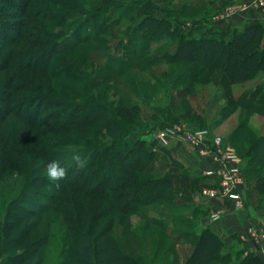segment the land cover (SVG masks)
<instances>
[{"label":"rangeland","instance_id":"obj_1","mask_svg":"<svg viewBox=\"0 0 264 264\" xmlns=\"http://www.w3.org/2000/svg\"><path fill=\"white\" fill-rule=\"evenodd\" d=\"M173 1L175 7L172 0H165L162 5L153 0H0V264H14L11 257L21 254L34 240L20 241L15 237L18 232H32L39 237V226L49 223L44 264H69L74 252L73 236L86 232L94 240L104 230L126 253L141 256L145 264H182L188 258V249L194 250V235L204 229L216 234L215 224L230 213L245 209L246 201L264 208V189L258 184V178L264 177V147L253 149L261 164L252 163L248 156L252 146L264 137V113L240 106L252 97L257 106L264 107V68L243 83L228 77L224 80L220 72L204 84L199 62H171L170 56L178 51L181 42L199 38V30L209 19L195 15L194 3ZM147 15L166 23L148 22L142 26ZM164 29L169 32L164 33ZM102 30L105 33L95 39L103 44L93 41L85 46L95 49V60L81 61L78 74L69 77L71 80H53L61 71L63 74L70 70L64 64L71 62L73 52L59 51L72 45L73 33L78 31L82 38ZM150 31L161 35L153 37ZM124 47L126 56L121 50ZM260 48L264 51V40ZM8 49L22 57L7 59L3 52ZM45 50L50 57L57 54L51 65L37 67L45 60L38 56ZM134 50L144 55L143 59L128 63L127 55ZM108 55L127 63L128 67L120 66L124 74L115 71L108 75L105 69L102 72L104 65H112ZM137 62L139 65L133 66ZM191 76L196 80H191ZM91 102L94 106L88 108ZM40 105L49 111L37 116V130L24 132L13 117L18 107H24L28 114ZM87 114L91 115L90 120H96L95 125L82 123ZM76 117L79 124L61 134ZM109 121L113 136L101 127ZM175 125L208 130L222 140L226 150L239 156L244 177L242 208L203 194L206 188H217L218 181L206 176L212 164L202 159L197 150L176 140L166 147L159 144V133ZM40 133H51L52 140L64 137L66 143L83 149L89 157L83 169L71 168L74 174L65 182L60 181V187L29 174L30 151ZM70 146L61 148L56 159L67 161ZM101 146H106L109 153H104ZM124 150L129 151L127 155ZM132 165L146 167L144 170L153 174L125 175V167ZM254 166L259 173L251 172ZM44 175L47 177L40 173V177ZM165 178L169 181L162 188L151 184L152 180ZM125 182L127 186H123ZM42 195L50 196L49 200ZM217 211L223 217L214 221L211 217ZM241 214L245 217L247 213ZM18 217L22 220L18 225L9 224ZM251 229L259 235L264 234V228L254 224L248 232L264 261L261 241ZM243 239L237 235L227 244L220 238L219 253L209 264L249 262L255 253L244 245ZM17 242H22L23 247H18ZM99 245V264H111L104 238Z\"/></svg>","mask_w":264,"mask_h":264},{"label":"trees","instance_id":"obj_2","mask_svg":"<svg viewBox=\"0 0 264 264\" xmlns=\"http://www.w3.org/2000/svg\"><path fill=\"white\" fill-rule=\"evenodd\" d=\"M157 21L162 24L166 23V20L164 19H158L151 15H147L143 18V21L141 23L142 26L145 25V23L151 22L152 24L157 23ZM168 33L169 30L165 31L164 33ZM105 33V30L100 31L98 34H95L94 36H84L80 37L78 31H75L74 38L76 43H72V45H69L68 47L62 49V51H59V54H63L67 51L73 52V57L71 62H67L64 65H66L70 70L64 71L66 73V76L62 73L57 74L53 76L54 79H64L71 80L72 75L78 74L77 71L79 69V63L83 61V63L88 62L90 59L93 62L95 60V49L94 48H88L86 49V45L93 42L94 43H100L103 44V41H99L95 39L97 35H103ZM150 35L153 37L159 38L161 34L155 33L150 31ZM163 34V33H162ZM264 40V33L263 28L260 24L254 23L251 25H248L243 31L239 33H235L232 35L231 39L229 41L225 40V35H217L214 37H207V36H201L199 38L197 37H191L187 38L184 41L181 42L179 45L178 51L170 56L171 62L176 61H187L190 60L192 62H199L201 64V67L199 69V72H203V79L202 83L207 84L210 81V77L214 75L216 72H223L228 78L231 79V81L236 83H243L245 81H249L253 79L257 73H259L264 68V51L261 50V44ZM50 46V45H49ZM48 46V47H49ZM47 47V48H48ZM107 48H109V44L107 45ZM83 50H88V53H82ZM99 49H97L98 51ZM124 56L127 54V47H124L123 49ZM45 52V53H44ZM46 52L48 50L43 51L38 56H42L45 58V60L37 67L47 66L51 65L55 55L57 52L54 53V56L50 57ZM3 54L7 59H11L12 61H15L16 59H20L22 56H20L19 53L16 51H12L11 49H8V51H4ZM168 55V54H166ZM165 55V57H166ZM144 55H139L138 52L131 51L129 52V55H127L128 63L129 60L133 59L140 60L143 59ZM92 57V58H91ZM164 57V58H165ZM121 59H124L123 56L120 57ZM107 60H112V65L108 67L107 65H104V68L102 67V72H104V69L106 70V74L111 75L115 71L118 73L124 74V69H122L120 66H126L127 63L122 61H118L117 57H111L108 55ZM129 64L131 66L132 64ZM137 62V63H138ZM139 65L138 64H133ZM107 66V68H105ZM128 67V65H127ZM126 67V69H127ZM120 68V69H119ZM197 68V67H196ZM119 70V71H118ZM120 74V75H121ZM69 78V79H68ZM191 80L195 81L197 77L191 76ZM74 80V79H73ZM71 90L77 92L75 88L68 86ZM93 88V86L91 87ZM80 92V91H79ZM71 94V93H70ZM76 94V93H73ZM79 95V96H78ZM77 96L80 97V93ZM243 97L239 100L242 101ZM246 100L245 105H240L241 107H244L246 109H249L251 111H254L256 113H264V107L263 106H257L252 97H249ZM66 103H64L61 107L65 108ZM94 105L91 104L87 105L88 108H93ZM45 109L40 106H35L30 109L29 113L26 114L24 111V107H18L15 118L19 120V123L21 124V127L27 129L28 131H34L38 129L37 116H41L43 112H48L49 109ZM12 109H9V111ZM79 110V109H77ZM81 111V110H80ZM117 111H119L117 109ZM117 111L113 112L116 113ZM11 112V111H10ZM110 112V111H109ZM77 114L79 112H76ZM77 116V115H76ZM86 117V118H85ZM82 119L85 124H90L89 126L95 125L96 121L90 120L89 118L91 115L87 114ZM15 121V119H13ZM35 121L31 122V121ZM91 121V122H90ZM111 121L108 123L101 125L104 129L108 130V133L110 132V135L113 136V133L110 131V125ZM79 124V121L77 117L72 121V124L70 126L65 127L60 133L65 134L66 132H70L75 128V126ZM87 126V125H86ZM65 130V131H64ZM51 133H40L38 135V138L36 139V144L34 149L30 151V171L29 174L31 177L35 176V179H43L45 182L49 185L55 186L52 182H50L47 177H40V173H44L45 165L53 160L56 159L61 153V148H65L70 146V143H66V140L63 138L54 139L52 140L50 138ZM72 145V144H71ZM264 147V137L260 138L253 146H252V152H248V156L252 158L253 162L257 165L261 164L260 161L256 158V150H253L254 147ZM104 150V153H109V149L106 148V146H101ZM126 148V147H124ZM124 154L127 155V150L122 151ZM121 152L117 153V156H119ZM148 156V154H146ZM247 155V154H246ZM107 160L110 159L109 156H106ZM21 158V157H19ZM21 160L25 161V159L21 158ZM102 162V160H100ZM111 162V161H110ZM142 163L140 160H134V163ZM105 163H108L105 161ZM255 165V164H254ZM255 167V166H254ZM256 168V167H255ZM252 168L251 172L254 174L259 173L258 169ZM144 169L146 167H134L132 165L131 167H125V175L129 174L132 176L135 173L141 174V175H148L153 173L146 172ZM72 171L68 172V176H71L74 174L75 170L71 169ZM65 182V180H62ZM169 180L165 179H158V180H152L151 184L154 185L156 188H162V186L167 185ZM258 184L261 185V188L264 189V177L258 178ZM123 186H127V183H123ZM151 186V185H150ZM263 186V187H262ZM60 187V186H59ZM140 189V188H139ZM141 191V189H140ZM42 198H46L49 200L50 196L48 195H42ZM56 200V201H55ZM54 201L57 202V199L54 198ZM32 204V203H31ZM36 204H41L37 203ZM43 204V203H42ZM130 203H128L126 206H128ZM41 206V205H40ZM43 206V205H42ZM27 212V211H26ZM22 216H20L21 218ZM18 217V220L14 219L12 223L9 222L10 225H18V222L22 221ZM94 222V221H92ZM50 224V223H49ZM49 224H47L46 227H40L39 226V237H35L32 232L27 235L25 231H20L15 235V237H19L21 240H27L29 238H34V240L25 247L24 251L19 255H14L15 257H11L12 262L14 264H44L46 261L47 251H46V240L49 238ZM38 226V225H36ZM95 229H92V231ZM22 236H25L21 239ZM195 241L193 243L194 250L192 254L186 259V261L183 264H209V260L219 253L218 246L221 242L220 238L213 232L211 229H204L200 234L195 236ZM104 238L105 242L108 246L109 251V260L111 264H145L144 259L141 256H137L134 253H126L120 246L119 243L116 241L115 238L110 237V234H106L105 230L100 231L98 233V236L93 240L90 233L83 232L79 236H73L71 239L73 244L74 252L72 253L70 263L69 264H99L100 257H99V249L102 250L101 246L99 245L100 240ZM6 239V238H5ZM17 244H19L17 242ZM23 247V243L21 242L18 247ZM100 246V247H99ZM27 257L21 261L18 259ZM246 264H264V261L260 258L258 255H252L250 258V261Z\"/></svg>","mask_w":264,"mask_h":264},{"label":"crops","instance_id":"obj_3","mask_svg":"<svg viewBox=\"0 0 264 264\" xmlns=\"http://www.w3.org/2000/svg\"><path fill=\"white\" fill-rule=\"evenodd\" d=\"M153 1L162 5L165 0ZM188 2L189 4L194 3L195 7H197L195 15L197 14L199 18L203 16L209 18L204 23L203 29L199 30V37L202 35L214 37L223 34L225 35V40L229 41L233 34L243 31L248 25L254 23L260 24L264 30V9L257 7L255 0H188ZM198 2L201 3L196 6ZM239 4L245 5L246 8L235 15L227 17L230 7ZM172 5L174 6L173 0ZM174 7L173 10H175ZM191 24L192 23H190L189 26H192ZM194 28L196 29L198 27L194 26ZM261 71H263V69ZM219 73V71L214 73V75H212V80L215 76H218ZM220 75L226 80L227 76L225 74L223 75V73H220ZM245 209H241V211L237 213H230L225 219L217 222L214 226V231L227 244L233 240L234 236L239 235L241 238L244 237V245L248 246V248L251 247L256 255L261 256L259 246L256 244L255 240L249 237L248 232L250 226L254 224L258 225L260 228H264V208L261 209L257 206H253L246 201ZM242 212L243 214L247 213L245 217L244 215L242 217ZM187 252L189 253L187 257H189L193 251L188 249Z\"/></svg>","mask_w":264,"mask_h":264},{"label":"built area","instance_id":"obj_4","mask_svg":"<svg viewBox=\"0 0 264 264\" xmlns=\"http://www.w3.org/2000/svg\"><path fill=\"white\" fill-rule=\"evenodd\" d=\"M255 4L257 7L264 8V0H255ZM245 8L241 4L234 5L230 7L227 17L235 15ZM157 140L162 147H166L171 141L176 140L197 150L202 159H207L212 164L211 169L205 173L206 176H214L218 181L217 188H206L203 194L214 199L220 198L224 203L232 204L238 209L243 207L244 177L241 159L233 151L226 150L220 138H214L208 130H195L185 125H175L163 129ZM222 215V212L217 211L211 218L214 221H219L222 219ZM251 231L252 235L261 241L264 259V234L257 235L259 232L255 229H251Z\"/></svg>","mask_w":264,"mask_h":264},{"label":"clouds","instance_id":"obj_5","mask_svg":"<svg viewBox=\"0 0 264 264\" xmlns=\"http://www.w3.org/2000/svg\"><path fill=\"white\" fill-rule=\"evenodd\" d=\"M89 162V157L84 154V150L76 146H70V158L62 162L58 159L49 161L44 168L47 179L56 187H59V182L68 179L69 170L75 166L83 169Z\"/></svg>","mask_w":264,"mask_h":264}]
</instances>
